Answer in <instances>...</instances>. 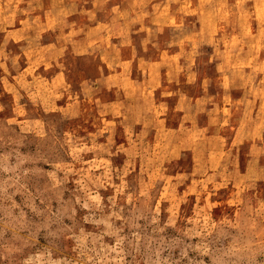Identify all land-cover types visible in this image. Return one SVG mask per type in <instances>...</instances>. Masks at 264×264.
<instances>
[{"label":"rangeland","instance_id":"374dc122","mask_svg":"<svg viewBox=\"0 0 264 264\" xmlns=\"http://www.w3.org/2000/svg\"><path fill=\"white\" fill-rule=\"evenodd\" d=\"M0 264H264V0H0Z\"/></svg>","mask_w":264,"mask_h":264}]
</instances>
